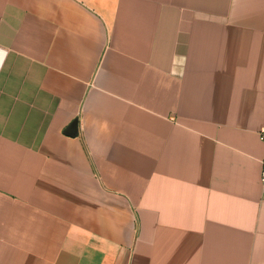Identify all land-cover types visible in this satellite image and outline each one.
<instances>
[{"label":"crops","instance_id":"crops-1","mask_svg":"<svg viewBox=\"0 0 264 264\" xmlns=\"http://www.w3.org/2000/svg\"><path fill=\"white\" fill-rule=\"evenodd\" d=\"M0 53V264H264V0H0Z\"/></svg>","mask_w":264,"mask_h":264},{"label":"built area","instance_id":"built-area-1","mask_svg":"<svg viewBox=\"0 0 264 264\" xmlns=\"http://www.w3.org/2000/svg\"><path fill=\"white\" fill-rule=\"evenodd\" d=\"M260 139L263 142V146H264V126L260 130ZM260 185H261V199L264 200V149L261 158Z\"/></svg>","mask_w":264,"mask_h":264},{"label":"water","instance_id":"water-1","mask_svg":"<svg viewBox=\"0 0 264 264\" xmlns=\"http://www.w3.org/2000/svg\"><path fill=\"white\" fill-rule=\"evenodd\" d=\"M78 120L77 118H74L71 123L68 125V127L65 129V133L68 135H76L77 133V128H78V124H77Z\"/></svg>","mask_w":264,"mask_h":264},{"label":"snow or ice","instance_id":"snow-or-ice-1","mask_svg":"<svg viewBox=\"0 0 264 264\" xmlns=\"http://www.w3.org/2000/svg\"><path fill=\"white\" fill-rule=\"evenodd\" d=\"M2 55H3V54H2V53H0V58H2Z\"/></svg>","mask_w":264,"mask_h":264}]
</instances>
